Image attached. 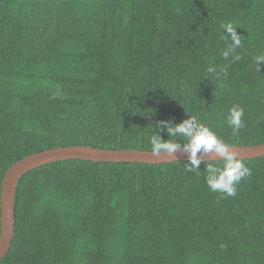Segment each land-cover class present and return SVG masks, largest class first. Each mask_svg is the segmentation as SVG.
Wrapping results in <instances>:
<instances>
[{
  "label": "trees",
  "instance_id": "trees-1",
  "mask_svg": "<svg viewBox=\"0 0 264 264\" xmlns=\"http://www.w3.org/2000/svg\"><path fill=\"white\" fill-rule=\"evenodd\" d=\"M227 22L242 35L234 63L221 55ZM262 53L264 0H0V234L3 180L30 156L150 152L156 130L169 139L159 121L190 114L234 147L263 145ZM234 105L245 110L236 135ZM186 163L30 172L2 264H264V158L245 161L251 175L231 197Z\"/></svg>",
  "mask_w": 264,
  "mask_h": 264
},
{
  "label": "clouds",
  "instance_id": "clouds-1",
  "mask_svg": "<svg viewBox=\"0 0 264 264\" xmlns=\"http://www.w3.org/2000/svg\"><path fill=\"white\" fill-rule=\"evenodd\" d=\"M224 30L222 39L226 46L221 55L225 61L231 57L234 63L241 59L237 49L242 47V35L238 34L237 26L232 22L222 23ZM230 34V35H229ZM256 71L261 73V64L264 63V53L255 58ZM208 73H217L216 67H209ZM226 75V70L221 68ZM245 110L240 105H234L229 109L227 125L232 129L233 135L239 133L244 127ZM167 133L169 139L165 140L159 131L150 136V153L160 157L167 155L175 157L176 153L183 150L188 156L185 170L189 173L195 172L198 175L204 172L206 184L213 192H219L225 196H235L240 182L251 175V169L244 159L235 150L231 140H225L209 124L202 122L196 115L190 114L178 124L171 120L159 121L156 129ZM182 141V143L180 142ZM219 157V159H205V157ZM204 163L205 169L200 170Z\"/></svg>",
  "mask_w": 264,
  "mask_h": 264
},
{
  "label": "water",
  "instance_id": "water-1",
  "mask_svg": "<svg viewBox=\"0 0 264 264\" xmlns=\"http://www.w3.org/2000/svg\"><path fill=\"white\" fill-rule=\"evenodd\" d=\"M240 156L246 160L264 158V144L257 147H235ZM205 159H219V157H205ZM66 161H85L93 163L113 164H143L166 165L177 162H188V156L183 150L175 157L162 155L153 156L150 152L141 151H103L90 147L60 148L41 154L30 156L14 165L6 174L1 191V234H0V264L10 252L16 229L15 199L20 180L30 172L54 163Z\"/></svg>",
  "mask_w": 264,
  "mask_h": 264
}]
</instances>
